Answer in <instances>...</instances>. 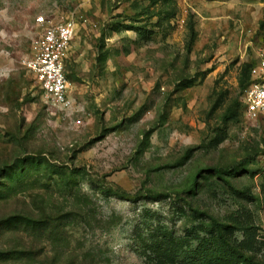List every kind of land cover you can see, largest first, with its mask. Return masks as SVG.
<instances>
[{"label": "rangeland", "instance_id": "1", "mask_svg": "<svg viewBox=\"0 0 264 264\" xmlns=\"http://www.w3.org/2000/svg\"><path fill=\"white\" fill-rule=\"evenodd\" d=\"M39 15L76 23L66 108ZM262 54L264 0H0V264H264Z\"/></svg>", "mask_w": 264, "mask_h": 264}, {"label": "built area", "instance_id": "2", "mask_svg": "<svg viewBox=\"0 0 264 264\" xmlns=\"http://www.w3.org/2000/svg\"><path fill=\"white\" fill-rule=\"evenodd\" d=\"M42 27L34 41L30 57L23 65L34 75L46 98L55 105L66 108L70 105L69 80L66 69L72 42L76 34V23L63 16L57 21L44 15L36 17ZM243 112L249 118L264 116V54L260 55L250 70V81L242 95Z\"/></svg>", "mask_w": 264, "mask_h": 264}, {"label": "trees", "instance_id": "3", "mask_svg": "<svg viewBox=\"0 0 264 264\" xmlns=\"http://www.w3.org/2000/svg\"><path fill=\"white\" fill-rule=\"evenodd\" d=\"M250 70H251V68H250ZM249 81H250V71H249ZM249 81H248V83H249ZM248 83H247V85H248ZM247 85H246V86H247ZM245 88H246V87H245ZM230 114H231V109H228L226 115L228 116V115H230Z\"/></svg>", "mask_w": 264, "mask_h": 264}]
</instances>
